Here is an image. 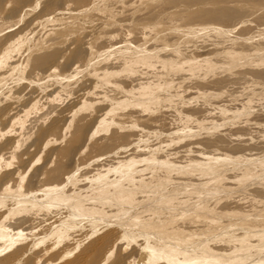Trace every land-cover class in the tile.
<instances>
[{
	"label": "rangeland",
	"instance_id": "rangeland-1",
	"mask_svg": "<svg viewBox=\"0 0 264 264\" xmlns=\"http://www.w3.org/2000/svg\"><path fill=\"white\" fill-rule=\"evenodd\" d=\"M214 1L171 5L161 0H0V259L20 254L26 260L46 262L72 241L99 255L108 249L109 238L119 235L120 259L143 264L149 257L150 234H145L142 220L125 217L127 224L121 226L118 221L104 224L86 219L82 229L50 232L51 222L65 206L45 198L59 197L63 191L85 193L107 166V175L118 179L127 170H143L140 161L156 150L147 146L136 152L130 145L176 135L173 125L179 111L184 117L182 137L199 140L202 146L213 132L237 134V126L256 131L264 126V91L259 95L216 92L218 82L209 72L224 66L216 65L219 62L207 44L212 37H199L194 27L173 16L178 10L212 6ZM222 4L232 5V0ZM215 19L225 30L218 35L226 39L254 28L248 23L234 25L233 18L221 12L206 20ZM166 42L174 45L177 55L186 49L191 59H185L191 63L208 59L211 65L217 63L202 77L179 79V84L171 81L176 86L167 89L169 96L152 110L149 94L127 92L137 83L128 60L136 49L149 52ZM159 53L175 54L167 47ZM79 59L81 67L75 66ZM143 69L154 77L151 86L164 77L155 78L158 71ZM196 108L202 113L197 114ZM213 110L226 117L214 118ZM202 122L212 130L200 131ZM119 127L125 134L117 135ZM91 160L96 173L87 168ZM192 189L201 202L207 200L202 189ZM211 208L205 204L195 212ZM143 210L137 208L138 213ZM156 217L150 212L146 219ZM94 241L98 246H93ZM117 260L113 257L109 264H119Z\"/></svg>",
	"mask_w": 264,
	"mask_h": 264
},
{
	"label": "bare ground",
	"instance_id": "bare-ground-1",
	"mask_svg": "<svg viewBox=\"0 0 264 264\" xmlns=\"http://www.w3.org/2000/svg\"><path fill=\"white\" fill-rule=\"evenodd\" d=\"M203 1L206 0H161V4L200 5ZM224 1L215 0L212 6L178 10L173 16L194 27L199 37H212L207 44L219 62L215 64L224 66L209 72L212 80L218 82L216 92L259 95L264 91V8H259L264 7V0H232V5H223ZM219 12L232 17L231 23H237L234 25L248 23L254 28L246 34L239 33V38L233 35L223 38L218 35L225 32L219 29L221 20H206L210 14ZM250 40L262 42L255 45ZM165 47L173 53L178 51L166 42L165 46L154 47L149 52L141 53L136 49L128 60L135 68L133 75L137 83L136 89H127V92L134 96L149 94L147 104L152 110L164 103L169 96L167 89L176 86L171 81L179 84V79L202 77L215 65H211V59L187 61L191 57L186 49L181 56L176 53L169 57L161 55L159 52ZM81 63V59L76 60L75 66L81 67ZM142 68L158 71L159 77L155 78L164 77L151 86L154 77L148 72L142 73ZM195 111L202 113L200 108ZM213 111L214 118L226 117L225 113ZM181 118L184 117L179 111L173 125L176 135L161 137L154 143L130 145L136 152L147 146L156 150L140 161L143 170H127L121 173L120 180L107 175V166L102 170L104 175L97 174L85 193L63 191L59 197L53 194L46 197L44 201L53 200L65 206L51 222L49 231L57 232L62 227L76 230L86 219L104 224L118 221V225L126 226L127 221L122 219L128 217L132 221L142 220L145 234L151 235H148L149 257L143 264H264V126L258 128L259 131L237 126V134L213 132L208 137L209 142L202 146L199 140L182 137ZM124 130L119 127L115 132L121 136ZM199 130L212 129L202 122ZM93 163L95 161L91 160L87 168L96 173ZM195 172L200 175L196 176ZM192 187L206 192L207 200L201 202L199 194L191 191ZM90 199L92 203L88 205ZM105 200H110L109 204H105ZM205 204H210L211 210L195 212L196 207ZM139 206L144 209L142 213L137 211ZM40 212L45 214L43 206ZM150 212L157 213L158 217L146 219ZM109 240L108 249L99 255L87 252L72 241L66 244L64 252L46 262H38V258L26 260L17 254L0 259V264H109L113 257L118 258L119 264L123 263L119 235ZM92 244L94 246L95 241ZM133 262L138 264L141 260Z\"/></svg>",
	"mask_w": 264,
	"mask_h": 264
}]
</instances>
